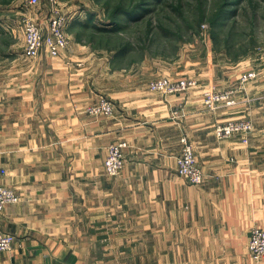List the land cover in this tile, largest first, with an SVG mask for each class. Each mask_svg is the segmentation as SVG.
I'll list each match as a JSON object with an SVG mask.
<instances>
[{
    "label": "crops",
    "instance_id": "0c3cea01",
    "mask_svg": "<svg viewBox=\"0 0 264 264\" xmlns=\"http://www.w3.org/2000/svg\"><path fill=\"white\" fill-rule=\"evenodd\" d=\"M50 6L19 0L15 14L46 23ZM67 36L57 56L29 57L24 37L11 57L0 55V185L20 195L0 211V230L15 238L0 264H264L247 245L251 229L264 228V69L235 109L205 115L201 88L165 94L148 87L164 74L131 71L106 91L114 114L92 115L104 94L89 81L100 76L86 65L80 21ZM244 119L254 127L247 142L217 135L218 125ZM183 133L201 184L178 172ZM116 141L127 142L125 162L110 176L104 163Z\"/></svg>",
    "mask_w": 264,
    "mask_h": 264
},
{
    "label": "rangeland",
    "instance_id": "374dc122",
    "mask_svg": "<svg viewBox=\"0 0 264 264\" xmlns=\"http://www.w3.org/2000/svg\"><path fill=\"white\" fill-rule=\"evenodd\" d=\"M18 1L0 0V55L7 58L24 37L23 16L15 14ZM61 1L63 10L72 16L71 24L81 22V49L84 44L83 49L92 55L86 65L100 76L89 81L103 96L108 97V89L121 87L130 80L127 75L131 71L154 75L161 72V78L149 81L150 90L151 83L160 79L178 89L159 91L165 94H186L201 88L202 101L197 103L205 115L203 111L235 109L237 94L247 83L242 81L244 73L238 78L242 71L264 69V0ZM172 72L194 75L193 79L182 78L191 84L179 88L177 81L181 79L174 78ZM210 90L218 92L216 95L230 92L235 103L217 100L211 105L206 101V92ZM183 137L192 145L186 133ZM122 142L125 141L113 142L109 147ZM182 147L181 138L177 159ZM125 256L123 253L122 257Z\"/></svg>",
    "mask_w": 264,
    "mask_h": 264
},
{
    "label": "built area",
    "instance_id": "2783aa9c",
    "mask_svg": "<svg viewBox=\"0 0 264 264\" xmlns=\"http://www.w3.org/2000/svg\"><path fill=\"white\" fill-rule=\"evenodd\" d=\"M42 0H29V3L38 6ZM51 6L46 23L35 20L29 16H23V35L25 39V52L29 57H37L42 49H46L50 55L57 56L68 46L67 29L71 23L72 16L65 12L61 5V0H50ZM257 76L256 72H248L242 75V81L248 82ZM179 88H187L189 81L181 79L177 81ZM153 90L160 91L171 89L177 91L175 86L170 85L168 80L160 79L151 83ZM174 91V92H175ZM213 90L207 91L208 102L213 105L217 100H227L228 104H234L235 100L231 93L226 91L216 95ZM115 111L114 103L106 96H99L98 100L87 108V112L92 115H113ZM253 130V123L249 120L229 121L216 129L219 137H229L234 133H241L243 141H248V135ZM182 154L177 159L178 171L192 184H201L204 180L203 170L197 165L193 146L188 143L186 137H182ZM127 147L126 142L116 143L108 149L105 159V169L108 175L115 176L123 168L125 158L123 149ZM20 195L15 189L0 185V211L8 205L17 203ZM14 236L0 230V253L8 251L14 244ZM248 249L255 260L264 259V228L255 226L251 229L248 238Z\"/></svg>",
    "mask_w": 264,
    "mask_h": 264
}]
</instances>
